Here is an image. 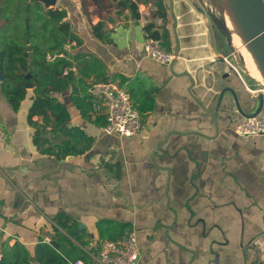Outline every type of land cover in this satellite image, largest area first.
Masks as SVG:
<instances>
[{"label":"crops","instance_id":"obj_1","mask_svg":"<svg viewBox=\"0 0 264 264\" xmlns=\"http://www.w3.org/2000/svg\"><path fill=\"white\" fill-rule=\"evenodd\" d=\"M120 1L57 0L53 9L66 12L82 40L72 53L95 57L108 78L141 75L143 90L154 89V108L138 114L137 135H106L105 107L89 90L78 87L72 96L68 88L52 93L67 121L57 124L48 112L45 122L34 116L30 124L32 89L13 111L2 78L0 249L5 242L31 251L48 243L62 215L78 225L76 234L82 231L85 263L107 241L97 223L108 221L134 230L138 264H264V135L235 133L258 107L259 72L241 65L238 42L218 29L200 0H161L160 11L156 3L149 9L131 0L137 15ZM148 23L158 48L175 56L170 64L143 51ZM1 36L0 63L10 40L21 44ZM80 68L74 63L71 71L76 76ZM84 81L91 85L94 77ZM61 145L80 153L57 158Z\"/></svg>","mask_w":264,"mask_h":264},{"label":"trees","instance_id":"obj_2","mask_svg":"<svg viewBox=\"0 0 264 264\" xmlns=\"http://www.w3.org/2000/svg\"><path fill=\"white\" fill-rule=\"evenodd\" d=\"M119 5L137 15L135 2L121 0ZM162 5L161 0L156 2L159 11ZM97 28L96 25L92 30ZM152 29L153 25L150 23L144 27L146 37L156 41L158 33ZM1 33L6 38H18L21 41V44H16L10 40L7 51L3 53L0 63V70L4 76L1 91L13 111H17L27 94L24 87L27 81L24 76L26 74L31 76L33 98L27 112L30 124H33L31 120L34 116L41 117L45 122L48 112L57 124L67 121L68 115L62 106L56 103L52 93L71 88V95L74 96L78 87L85 93L90 85L84 80L90 76L94 77L93 83L117 81L118 86L129 94L130 102L139 115L154 108L152 100L154 89L150 87L143 90L147 82H143L141 75L129 79L114 74L108 78L104 65L95 57L89 56L86 61L83 53H72L71 50L81 46L82 40L67 22L66 12L62 9H46L36 0H0V37L3 38ZM1 52L0 49V55ZM11 54L15 57H10ZM74 63L81 65L76 76L71 71ZM35 126L45 128L43 125ZM77 152L80 153L76 150L66 152L64 145H61L54 155L63 158L69 153L72 155ZM54 221L65 234L54 227V235L50 241L48 243L39 241L32 251L18 242L13 245L2 243L0 264H73L78 260L87 262V254L79 247L86 243L81 239L82 231L76 234L78 225L76 223L69 225L68 220L62 215ZM97 230L100 239L116 240L124 227L113 222L100 221L97 223Z\"/></svg>","mask_w":264,"mask_h":264},{"label":"built area","instance_id":"obj_3","mask_svg":"<svg viewBox=\"0 0 264 264\" xmlns=\"http://www.w3.org/2000/svg\"><path fill=\"white\" fill-rule=\"evenodd\" d=\"M264 1V0H263ZM146 56L161 64H170L175 56L158 48L153 40L146 37L142 42ZM49 59V57H47ZM235 69L233 64H230ZM261 96V109L255 116L245 117L235 127V133L244 137L264 135V86L254 90ZM91 97L99 101L106 109V124L103 133L118 137H133L141 129V120L133 108L129 94L115 82H95L90 85ZM6 134L0 128V142ZM140 253L137 248L133 229H125L116 240L103 241L98 254L91 257L89 263L81 260L73 264H138Z\"/></svg>","mask_w":264,"mask_h":264},{"label":"water","instance_id":"obj_4","mask_svg":"<svg viewBox=\"0 0 264 264\" xmlns=\"http://www.w3.org/2000/svg\"><path fill=\"white\" fill-rule=\"evenodd\" d=\"M43 5L44 8H53L57 0H36ZM218 2V0H215ZM228 7L233 15L239 32L242 35L245 43L248 45L262 71L264 72V1L263 0H226ZM211 14V13H210ZM215 20L218 29L228 37L223 25L220 21ZM229 39V37H228ZM230 40V39H229ZM0 74H2L0 70ZM4 79L0 75V80ZM24 79L27 81L24 85L26 89H32V84L29 82L31 76L26 74ZM261 109V97L256 111L247 117L255 116Z\"/></svg>","mask_w":264,"mask_h":264},{"label":"bare ground","instance_id":"obj_5","mask_svg":"<svg viewBox=\"0 0 264 264\" xmlns=\"http://www.w3.org/2000/svg\"><path fill=\"white\" fill-rule=\"evenodd\" d=\"M200 1H201V3H203V5L207 9L211 10L212 13L218 19V21H220L222 23L223 28L226 31L229 39L231 40V38H233L238 42L239 46L241 47L240 49H242L241 54L243 55L244 53H246L247 55H249V57L252 61V65L247 63L245 57L240 55L241 60L245 64V66H244L245 69L247 72H249V74H251V72L254 73L255 70H254L253 65H255V67H256L257 71L259 72L260 77L263 81V85H264V72L262 71L261 66L259 65L255 56L253 55L252 51L250 50L248 45L245 43L242 35L240 34L237 23H236L233 15L231 14V11L228 7L226 0H218V2H215V0H213V1L212 0H200ZM226 23L228 25H226ZM232 44L234 45L236 43L232 42Z\"/></svg>","mask_w":264,"mask_h":264},{"label":"rangeland","instance_id":"obj_6","mask_svg":"<svg viewBox=\"0 0 264 264\" xmlns=\"http://www.w3.org/2000/svg\"><path fill=\"white\" fill-rule=\"evenodd\" d=\"M213 1V0H212ZM137 3L138 4H142L143 3V5L144 6H146V7H149V9H153L154 7H155V3H156V0H137ZM200 3H201V1H200ZM202 4V3H201ZM150 5V6H149ZM202 6L209 12V13H211L212 15H214L213 13H212V11L211 10H209V9H207L203 4H202ZM214 18L218 21V19L216 18V16L214 15ZM226 25H228L227 23H226ZM228 29V28H227ZM3 48V47H2ZM234 53V52H233ZM236 56H237V59H238V61L241 63V65H242V60H241V58H240V55H242L241 54V52H240V55H239V53L237 52V50H236V54H235ZM243 57H245V59H246V62L247 63H249V59H250V57H249V55H247L246 53H244L243 55H242ZM250 61H251V59H250ZM252 62V61H251ZM262 86H264V85H262Z\"/></svg>","mask_w":264,"mask_h":264}]
</instances>
